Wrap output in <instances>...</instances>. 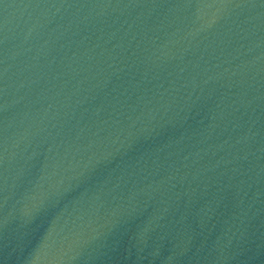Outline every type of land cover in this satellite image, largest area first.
Here are the masks:
<instances>
[{
	"label": "water",
	"instance_id": "95a60500",
	"mask_svg": "<svg viewBox=\"0 0 264 264\" xmlns=\"http://www.w3.org/2000/svg\"><path fill=\"white\" fill-rule=\"evenodd\" d=\"M0 264H264V0H0Z\"/></svg>",
	"mask_w": 264,
	"mask_h": 264
}]
</instances>
